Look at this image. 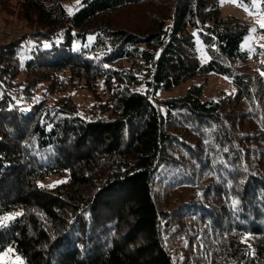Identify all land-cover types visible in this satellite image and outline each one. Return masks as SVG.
Listing matches in <instances>:
<instances>
[{
	"label": "trees",
	"instance_id": "16d2710c",
	"mask_svg": "<svg viewBox=\"0 0 264 264\" xmlns=\"http://www.w3.org/2000/svg\"><path fill=\"white\" fill-rule=\"evenodd\" d=\"M65 1L0 0L26 28L0 36V254L264 264V47L241 49L248 24L217 0ZM212 72L235 89L203 98ZM78 83L86 114L70 96L48 100ZM53 175L65 179L41 184Z\"/></svg>",
	"mask_w": 264,
	"mask_h": 264
},
{
	"label": "rangeland",
	"instance_id": "374dc122",
	"mask_svg": "<svg viewBox=\"0 0 264 264\" xmlns=\"http://www.w3.org/2000/svg\"><path fill=\"white\" fill-rule=\"evenodd\" d=\"M81 0H68L65 1V5L69 11L75 9ZM219 4V8L221 11V16H235L248 24L249 32L247 36L244 38L241 43V49L244 51L252 52L255 50L256 46L264 47V27L260 26V22H264V8L260 3V0H251L250 5H245L238 0H217ZM245 9H248L247 11ZM26 30L23 23L17 20L14 16H10L3 11H0V36L2 38H10L13 36H17L18 32ZM196 47L198 52V57L202 63H206L209 59L208 54L205 51L204 44L201 39L197 36L195 37ZM79 47V44H75L74 47ZM29 44H26V50L28 49ZM260 60H264V56H259ZM250 64L253 67H256V64L253 59H250ZM202 78L196 77L192 78L182 85L176 87L170 92L160 93L161 97L168 96H178L186 92V90L194 84H199L202 82ZM45 83L41 84L38 88V92L44 90ZM98 90L103 92V81L99 80L98 82ZM235 89L232 81L220 74L217 73H209L206 79L205 86L203 88L202 97L206 99H219L220 96L225 93H230ZM60 96H70L75 102L78 111L81 115L86 114V111L89 110L93 103L92 94L81 86L80 83L75 85L74 87H69L67 90L60 92L58 94H49L47 96L49 101H53L54 99ZM65 179L64 175H53L48 177L46 180L42 181L41 184L52 187ZM20 213L19 210L13 211L2 217V221H7L5 217H14ZM17 253L8 248L6 251L0 254V264H20L21 259L19 258Z\"/></svg>",
	"mask_w": 264,
	"mask_h": 264
},
{
	"label": "snow or ice",
	"instance_id": "6c2138e0",
	"mask_svg": "<svg viewBox=\"0 0 264 264\" xmlns=\"http://www.w3.org/2000/svg\"><path fill=\"white\" fill-rule=\"evenodd\" d=\"M233 2H235V0H233ZM245 10L247 11L248 9H245ZM260 26H261V27H264V22H260ZM17 215H19V213H17ZM4 219H5V220H7V219H11V217H5ZM18 259H19V258H18ZM20 264H23V262L21 261Z\"/></svg>",
	"mask_w": 264,
	"mask_h": 264
}]
</instances>
